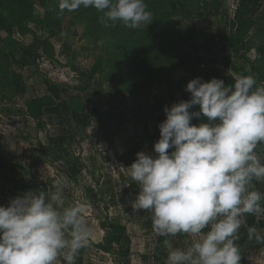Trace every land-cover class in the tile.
Returning <instances> with one entry per match:
<instances>
[{
    "label": "rangeland",
    "instance_id": "374dc122",
    "mask_svg": "<svg viewBox=\"0 0 264 264\" xmlns=\"http://www.w3.org/2000/svg\"><path fill=\"white\" fill-rule=\"evenodd\" d=\"M20 1L0 0V206L28 192L50 197L60 181L66 203L87 205L90 244L76 264H164L169 249H187L193 238L158 236L151 213L133 211L140 189L127 168L139 152L155 155L164 108L190 99L185 89L192 79L216 78L231 87L236 76L251 75L262 82L252 71L264 72V55L255 59L256 67L244 59L255 57L248 48L264 43V24L253 42L224 48L213 43L208 49L202 39L215 33L221 40L226 12L219 9L228 0H165L161 16L180 29L194 63L181 72L167 68L152 83L130 89L110 73V28L97 25L93 8L50 17L60 0ZM23 15L30 19L21 20ZM206 65L208 71L215 65L226 71L219 76L204 71ZM237 68L241 72L233 76ZM34 99L55 106L47 105L45 115L33 119L27 103ZM255 187L264 190L259 183ZM246 221L264 234V215ZM237 244L240 264H264V244L249 240L246 227Z\"/></svg>",
    "mask_w": 264,
    "mask_h": 264
},
{
    "label": "clouds",
    "instance_id": "9594fccd",
    "mask_svg": "<svg viewBox=\"0 0 264 264\" xmlns=\"http://www.w3.org/2000/svg\"><path fill=\"white\" fill-rule=\"evenodd\" d=\"M81 7L102 13L105 28L153 22L145 0H60L57 16ZM185 90L189 100L164 108L155 155L139 152L127 168L140 189L132 208L151 213L158 236L193 238L187 249H169L164 264H240L242 227L264 244L246 221L264 215V190L255 187L264 185V84L251 75L231 87L197 77ZM55 187L50 197L28 192L0 206V264H76L89 246L87 205L66 203V185Z\"/></svg>",
    "mask_w": 264,
    "mask_h": 264
},
{
    "label": "trees",
    "instance_id": "16d2710c",
    "mask_svg": "<svg viewBox=\"0 0 264 264\" xmlns=\"http://www.w3.org/2000/svg\"><path fill=\"white\" fill-rule=\"evenodd\" d=\"M28 1V0H21ZM165 0H145L148 9L153 13V22L150 25H142L139 29L133 30L118 23L116 27L110 28V37L113 44L107 50L109 55V69L119 84H124L130 89L144 82L152 83L153 78H158L163 70L172 69L184 71L194 63L193 54L186 48L184 37L177 29L175 23L168 18H163L161 13L165 10ZM185 4V0H176ZM58 5L54 6L51 15L57 13ZM92 9V8H91ZM85 13L88 11L84 10ZM97 25L104 27L102 13L94 9ZM164 12V11H163ZM28 21L29 15H23L21 20ZM21 20L17 23H21ZM237 23V35L245 37L253 26L252 21L244 20L240 11L235 12ZM11 32V28L9 29ZM49 56V54H47ZM169 72V71H168ZM48 104L45 99H34L27 103L28 109L32 110L30 116L39 119L43 116V108Z\"/></svg>",
    "mask_w": 264,
    "mask_h": 264
},
{
    "label": "crops",
    "instance_id": "0c3cea01",
    "mask_svg": "<svg viewBox=\"0 0 264 264\" xmlns=\"http://www.w3.org/2000/svg\"><path fill=\"white\" fill-rule=\"evenodd\" d=\"M221 9V8H220ZM219 11L222 12H226V14L223 15L222 13V18H221V25L220 29L224 30V32L221 34L220 39H218V35L215 33H211V34H207L205 38H203L202 42H203V47L208 48L210 45H212L213 43H219L220 47L227 46L229 43H233V42H237V43H241V44H246L250 41H254L257 38V34L255 32V30L259 27H261V25L264 24V0H228V5H225V9H221ZM236 10L240 11V15L241 17L248 21H252L254 24L252 26V28L249 30L248 34L245 37L240 38L237 35L236 29H237V23L235 21V12ZM219 18V17H218ZM256 36V37H255ZM218 46V45H217ZM210 49V48H208ZM250 49V50H249ZM249 52L253 53L255 55V57H253L252 60H246L244 59L248 65H251L253 67H256L258 65V62L255 61L256 58H260L261 55H264V43L259 45V44H255L253 46H251L250 48H248ZM208 56V55H207ZM205 56V57H207ZM205 59V58H203ZM209 63L213 62V60L209 59L207 57L206 59ZM202 62H204L205 60H201ZM206 61V62H207ZM196 62V60H195ZM240 63V61H238ZM233 65H237V63L235 62V64ZM206 69L204 71L206 72H210L216 75L221 76V74L223 73L222 71H226L224 68L222 69L219 65H215V68L208 71V67L209 65H206ZM222 70V71H220ZM219 71V72H218ZM233 76L234 74H236L237 72H241V69L237 68V70H231ZM245 73L247 74V72L245 71ZM253 74H257L259 73V76H261L263 78L262 82H259L257 84H264V72L263 71H252ZM232 76V77H233ZM224 77V76H222ZM227 84V83H225ZM234 85V82L232 83V86ZM55 104L53 103V105L50 106V108H54ZM68 107L70 108V105H68ZM49 109V108H43V114L45 115V111ZM72 109V108H70ZM74 110V112L76 113H83L82 111L79 110ZM85 110V109H84ZM43 117V116H42ZM45 117V116H44Z\"/></svg>",
    "mask_w": 264,
    "mask_h": 264
}]
</instances>
